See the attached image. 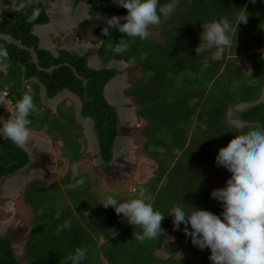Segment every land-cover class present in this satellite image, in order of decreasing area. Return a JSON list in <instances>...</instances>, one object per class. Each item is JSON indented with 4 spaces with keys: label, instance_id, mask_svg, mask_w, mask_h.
Here are the masks:
<instances>
[{
    "label": "trees",
    "instance_id": "obj_1",
    "mask_svg": "<svg viewBox=\"0 0 264 264\" xmlns=\"http://www.w3.org/2000/svg\"><path fill=\"white\" fill-rule=\"evenodd\" d=\"M69 1L73 7L81 2L92 6L90 15L93 19L88 23L103 41L99 58L104 62L124 61L131 71L138 68L146 78L135 80L124 90V95L136 103L137 115L146 122L142 129L146 137L144 152L155 162L156 169L148 181L139 185L144 189L141 200L165 215L161 224L165 234L158 240H135L133 233H142V229L128 223L123 214L118 216L114 207L105 208L97 180L92 181L84 174L76 178L82 177L85 181L77 187L76 202L69 197L63 204L56 203V208L55 200L50 206L49 201L37 203L36 195L40 197L52 191L51 188L65 186L72 178L71 170L61 177L59 185L54 183L47 187L36 178L23 187V202L33 214L23 248L26 263L72 264L68 257L80 248L86 250V259L80 264H213L209 259L210 249L194 246L183 230L184 224L175 230L173 217L169 214L174 206H181L186 213H191L194 207L211 211L223 219L221 202L211 198L216 182L231 177L227 169L216 164L219 149L227 147L235 135L253 130L255 124L264 127V103L237 112V118L248 124L242 129L229 125L225 119L230 108L257 101L264 87V0H178L160 26L161 44L149 38L126 37L117 28H109L111 36L103 35L102 30L107 24L95 17L110 12L126 15L127 9L119 6L118 0ZM171 1L158 0L160 19L163 18L160 9ZM6 4L12 6L11 0ZM12 7L1 14L0 33L9 34L24 46L33 48L41 68H56L51 72L39 71L29 52L0 40V46L9 53V61L0 68V93L6 90V100L13 106L11 112L0 110V120L7 123L16 102L26 93L32 95L38 111L29 116V129L50 140L64 157L69 158L68 166L76 164L82 157L80 138L83 134L75 119L73 103L64 100L56 115L51 116L42 109L39 98L41 85L48 99L68 90L80 99L81 118L93 120L101 159L109 163L118 119L114 107L104 99L103 89L116 71L90 69L84 56L65 50L53 57L41 49L39 37L32 30L49 20L43 0L34 5L42 11L33 23L27 22L31 8L20 13ZM244 16L247 23H239ZM224 18L232 26L229 33L231 47H226L223 52L212 48L197 56L195 49L201 43L202 24ZM170 25L177 26L178 45L167 33L166 28ZM122 38L128 40V50L116 55L112 48ZM215 55L220 59H214ZM238 57L243 63L240 66L234 63ZM205 59L209 67L204 66ZM245 66L252 67L250 74L243 72ZM32 79L38 82L23 87V82ZM68 151H71L70 156ZM28 161L29 156L22 148L0 136V183L2 178L26 167ZM92 186L98 189V195L94 192L95 197H84L83 191L91 190ZM116 200L118 203L131 201L128 198ZM72 201L75 204H71ZM66 220L71 222V228L60 230ZM188 228L191 231L190 225ZM99 241L103 243L99 244ZM164 251L169 254L167 258L156 255ZM0 264H20L9 237H0Z\"/></svg>",
    "mask_w": 264,
    "mask_h": 264
},
{
    "label": "clouds",
    "instance_id": "obj_2",
    "mask_svg": "<svg viewBox=\"0 0 264 264\" xmlns=\"http://www.w3.org/2000/svg\"><path fill=\"white\" fill-rule=\"evenodd\" d=\"M174 1H176V3H174ZM177 2L178 0H173L163 6L160 9L163 18L160 19V16L157 14L158 0H118L116 3L127 9V14L118 16L115 12H110L102 15L103 20H105L107 24V27H104L102 30L103 35L111 36L109 28H117L119 32L124 34L126 37H139L142 40L149 38L156 41L154 37H150L152 33L149 29L152 32L154 29L150 27L159 25V29H161L160 26L170 16ZM11 3L16 12L24 13L26 9H32L31 13L27 15L28 23H33L41 15V8L34 7V5L41 4L42 0H11ZM80 4L86 5L84 2H81ZM61 10L64 14H68L71 11L67 3L62 5ZM84 14V16H86V13ZM241 22L247 23V17H242L239 23ZM45 27L46 25H36L33 27L32 32L35 31L36 28L45 31ZM202 27L204 31L200 38L201 43L195 49L197 56L212 48L217 49L219 52H223L226 47H231L232 41L229 33L232 32V26L227 18H224L222 21L203 23ZM36 34L42 41H44L39 32H36ZM159 43L161 44V42ZM83 44V47L86 49H91L93 46L98 48L100 47L98 44ZM109 47L112 46L109 45ZM128 47V40L122 38L118 44H115L112 51L114 54L120 55L121 53L126 52ZM80 54L82 55L79 56H84L86 58L88 67L87 57L90 59L89 53L82 52ZM92 54L93 60L95 59V55H97V58L101 62H104L99 58V50H96V52L92 51ZM8 61L9 53L7 49L0 46V68L6 65ZM109 62H116V64H113L111 68H109L115 70L116 75L118 69L121 70L124 66L126 68L129 67V65L124 61L113 59ZM121 63H123L124 66H121ZM203 63L205 67L210 66L207 59H205ZM92 65L94 66L97 64L94 61ZM116 75L113 77L114 79L111 78L113 79V82L117 78ZM30 82L33 81H25V83L28 84ZM25 83H23V85ZM2 92L0 93V105L3 107L5 103L9 104V102L6 100V90ZM41 92L43 93V90ZM70 94L73 97H71ZM76 98L78 97L74 93L64 90L48 101L52 103V101L57 100L54 108L55 111L64 100L71 101L75 108V119L80 127V123L83 121H86L87 119L91 120L92 125L90 133L93 131L98 146L97 136L93 127V120L91 118L83 119L81 118V114L79 119L76 118ZM122 98L132 100L125 95ZM78 102L81 104L79 98ZM51 103L49 104L51 105ZM10 107L11 109L9 112L13 109L12 105H10ZM0 110H2L1 106ZM37 111L38 109L33 101L32 95L27 93L24 94L22 99L16 102L15 111L10 115L7 123L1 124L2 127H0V135L12 141V143H14L17 147L24 148L31 141L33 133L35 135L39 134L29 129V125L31 124L29 116ZM47 112L49 113V111ZM56 113L57 111L53 114L51 113V115L54 116ZM136 114L137 111L135 112V116ZM231 126L236 127L235 125ZM118 133L119 132H117L116 136L119 137ZM97 154L98 158L102 161L100 150ZM216 164L217 166L224 167L231 173V177L227 180L226 186L214 189L211 193V198L221 202L222 204L223 212L221 215L223 219H221V216H218L208 210L192 207L193 210L191 213H186L181 206H174L170 210L169 214L173 217L172 223L174 229L179 230L180 225L184 224L185 227L183 230L187 236L191 237V241L194 246H197L201 250L210 249L211 255L209 259L213 262V264H264V127L255 126L253 130L248 131L246 134L235 135V137L228 143L227 147L219 149L218 155L216 156ZM80 176L81 173L79 164H73L72 178L76 182L75 184H69L68 187L74 189L83 185L85 181L82 177L80 179H76ZM5 178L6 177H4V179ZM33 179H36V177ZM2 180L0 186L2 184ZM27 182L23 184V187ZM20 197L22 196L20 195ZM103 206L105 208H108L109 206L114 207L118 216L123 214V218H125L128 223L135 227L139 226L142 229V233H133L134 239L139 242H143L145 239L158 240L165 234L161 227L165 215L158 211H154L151 204L145 203L141 199H132L130 202L118 203L115 198L108 197ZM6 207L8 211H13L11 203L6 205ZM8 223H11V221ZM188 225L191 226V231L189 230ZM70 228L71 222L66 220L60 230ZM60 230H58L57 234H59ZM68 259L72 261V264H80L81 261L86 259V250L77 248L75 255L69 256Z\"/></svg>",
    "mask_w": 264,
    "mask_h": 264
},
{
    "label": "rangeland",
    "instance_id": "obj_3",
    "mask_svg": "<svg viewBox=\"0 0 264 264\" xmlns=\"http://www.w3.org/2000/svg\"><path fill=\"white\" fill-rule=\"evenodd\" d=\"M64 3L65 2L63 0H55L52 3L45 2L46 9L51 17L49 25L56 24L58 27L60 24L64 29L65 27L68 28L66 25L71 19L70 16L76 14L77 17L72 24L85 18L84 13H87V5L79 4L77 8L75 7L71 9L68 14H64L61 10ZM66 3L69 7V3L67 1ZM175 27L177 26L170 25L166 29L173 42L178 45L176 38L179 34H176ZM59 28H61V26ZM150 28H154L153 32L149 29L152 33L150 37H154L156 41L163 43V40L161 41L159 36V31L161 30L159 29V25ZM90 29H92V27L89 26L87 22H80L78 28H74V31L76 30V39H74L72 35L67 36L66 39L68 40V43L75 42V40H79L77 41L79 44L85 43V40L82 39L81 35H86V30L89 32ZM238 34L237 36H239ZM56 43L58 42L55 41L54 44L56 45ZM93 48L95 47L93 46ZM78 51L82 53V51ZM87 51L90 55L92 54V51L96 52V50L91 49ZM213 58L220 59L219 55H215ZM234 63H236L237 66L243 64L240 57L236 58ZM243 72L245 74H250L252 72V67L245 66ZM116 77L117 78L114 80L113 85L117 84L116 87L118 90H114H116L117 97L120 101L118 103V109L122 111V122L120 123L118 133L119 139L117 144V155L116 157L114 156V159H112L109 163H104L98 158V154L92 140L93 134L90 133L91 122L86 120L80 123V128L83 134L80 138L82 157L76 163L79 164L81 174L90 177L92 181L97 180L96 186H98L97 188H99L101 193L104 195L102 196V201L104 203L108 197H111L110 195L112 194L113 198H115V196L117 197L116 199H142L144 189L141 186L152 177L153 171L156 169L155 162H153L144 152L146 137L143 136L142 129L146 126V122L143 119H140L137 114L135 116L138 106L135 105L132 100L122 98L124 96V90L131 87L135 80L146 78L138 68L131 71V67L126 68L125 66L121 70L118 69ZM49 103L51 102L48 100L43 101L41 106L43 109H45L43 105L50 109L49 114L51 115V113L53 114L57 111V109L55 111ZM2 109L4 111H9L11 107L8 103H5ZM237 112L238 110H236V107H232L226 113L225 119L230 125L237 124L240 127L241 124L238 123L239 119L237 118ZM0 123L4 124L5 122L0 120ZM1 124L0 126H2ZM25 148L33 154L31 162L21 172L3 179L0 188V230L4 229L3 232L0 231V233L12 240L13 251L20 264H27L26 258L22 255V248L24 247V243L28 237L30 221L33 217L32 210L29 206L24 204L22 197H20V195L22 196L21 189L23 184L29 181V179L36 177L41 179L40 181L43 182L42 184L47 187H50L54 183L59 185L61 177L66 175L67 172H70L73 165L71 163L72 165L68 166V160L70 159L64 157L60 151L56 149L55 145L41 134L35 135L33 133L31 141L25 146ZM68 154L70 156L71 151H68ZM72 155H74V150H72ZM19 176L25 177L22 182H18L17 185H14L12 181L9 185V181L18 179ZM229 178H223L216 182L214 189L225 187ZM73 182L75 181L71 178L66 181L67 184L65 186L59 185V187L51 188L52 191H47L40 197L35 194L37 203L41 204L43 201H49L48 206H50L52 201L55 200L56 202L54 204V208H56L58 206L56 203L63 204L65 203V200L69 199V197H72L76 202V196L79 191L78 188L76 187L72 189L68 187V185L73 184ZM97 188L94 189L92 186L91 190L85 189L82 195L84 197H95V194L98 195L99 193ZM58 191L63 193L60 194ZM75 202L72 201L71 204H75ZM9 203L13 206V211L11 212L8 211L6 207ZM48 209L49 211L51 210L50 208ZM45 211L46 214H49L47 209H45ZM9 221H11V223H8ZM118 223H120V221H118ZM102 243V241H99V244ZM156 255L167 258L169 254L164 251L157 252Z\"/></svg>",
    "mask_w": 264,
    "mask_h": 264
},
{
    "label": "flooded vegetation",
    "instance_id": "obj_4",
    "mask_svg": "<svg viewBox=\"0 0 264 264\" xmlns=\"http://www.w3.org/2000/svg\"><path fill=\"white\" fill-rule=\"evenodd\" d=\"M44 1V4H45V2H48V3H52L50 0H43ZM67 2L69 3V7H70V9H73V8H75V7H73L72 5H71V2L69 1V0H67ZM86 5H87V7H88V10H87V13H86V16H85V18H83V19H81V20H79L78 22H75L74 24H72L73 23V21L75 20V19H77V17H76V14H74L73 16H70L71 17V19L69 20V22L67 23V25L66 26H68V28H64L63 29V26L62 25H58V27L56 26V24H50L49 25V21H50V19H51V17H50V15H49V12H48V10L46 9V14H47V16H48V22L45 24L46 25V27H45V31H41L40 30V32L42 33V32H45V41H42L41 40V42L40 43H42V46L43 47H41L40 46V43H39V47L41 48V49H44V50H46V51H48V52H50V54L53 56V57H58V55H59V53H60V51L61 50H68L70 53H72V54H75L76 55V53H77V51L76 50H81V49H77L76 48V45L77 44H79V42H77V41H79V40H75V42H72V43H68V40L66 39V37L67 36H70V35H72V37L74 38V39H76V30L74 31V28L76 29V28H78V26H79V23L80 22H87V24L89 25V26H91L92 27V29H90L89 30V32L86 30V35H81V37H82V39L83 40H85L84 42H85V44H87V43H92V44H94V45H100V47L98 48V47H95V48H91L92 50H101V47H102V43H103V41L100 39V37H98V36H96L95 35V33H94V31H93V25L92 24H90V23H88L89 21H91L92 19H93V17L90 15V10H91V5L90 4H87L86 3ZM45 6H46V4H45ZM95 19H99V20H101V21H103V22H105L106 23V21L105 20H103V16L101 15V16H97V17H95ZM78 25V26H77ZM61 26V28H59ZM71 26V27H70ZM55 28V29H54ZM72 28H73V30H72ZM57 29V30H56ZM72 30V31H71ZM47 31V32H46ZM71 32H72V34H71ZM53 34V35H52ZM48 35H50L49 37H48ZM84 37H86V38H84ZM55 41H57L58 43H56V45L54 44V42ZM77 43V44H76ZM80 44H82V43H80ZM47 45V46H46ZM82 45H84V44H82ZM50 47H52V48H50ZM52 50H54V52L52 51ZM87 50H90V49H87ZM55 54H56V56H55ZM117 70V69H116ZM32 81L33 82H38L36 79H32ZM23 83H25V82H23ZM29 84L28 83H25L24 85H23V87H27ZM42 86V85H41ZM43 90V93L41 92ZM39 98H40V103H41V105H42V102L43 101H46V100H49L48 98H46V93H45V88L42 86V87H40V91H39ZM118 102H119V99H118ZM44 107H45V109L47 110V111H49L50 109H48V108H46V106L45 105H43ZM20 182V181H19ZM17 184H18V182H17Z\"/></svg>",
    "mask_w": 264,
    "mask_h": 264
},
{
    "label": "water",
    "instance_id": "obj_5",
    "mask_svg": "<svg viewBox=\"0 0 264 264\" xmlns=\"http://www.w3.org/2000/svg\"><path fill=\"white\" fill-rule=\"evenodd\" d=\"M6 1H7V0H0V19H1V14H2V12H3L5 9H8V8H11V7H12V6L8 5V4H6ZM174 3H176V1H174ZM12 8H13V7H12ZM33 34H35L36 36H38V35L36 34L35 31H33ZM38 37H39V36H38ZM39 39H40V37H39ZM0 40L6 42L7 44H13V45H15L17 48L29 52V53H30V56H31V59H32V62H33L34 65L36 66L37 70H39V71L44 70V71H46V72H51V71H53V69L56 68V67H52V68H50V69H43V68H41V67L39 66V64H38V58H37V55H36V53L34 52L33 48H28V47L24 46V45L21 43V41L14 39V38H13L11 35H9V34H3V33H0ZM40 42H41V39H40ZM40 42H39V43H40ZM40 46L43 47V46H42V43H40ZM52 51L54 52V50H52ZM76 54H78V55H82V54H80V53H76ZM55 56H56V54H55ZM89 60H90V59L87 57L88 67H90V68H92V69H95V70H98V69H109V68H111V66H112L113 64H116V62H112V63H110V62H109V63L101 62V61L97 58V55H95V59H94V61L96 62L97 65H94V66H93L92 64H90ZM120 65H121V66H124L123 63H121ZM73 71L75 72V69H73ZM76 76H77L78 78H81V77L78 76V75H76ZM113 79H114V78H113ZM113 79H111V80L106 84V86H105V88H104V92H103V97H104V99L106 100V102H107L110 106H112V107L115 108V111H116V113H117V115H118V125H117V128H118V132H119L120 123L122 122V119H121V116H120V114H119L118 105L115 104V103H113V102H111V101L107 98L106 93H105L107 87L110 86L111 84H113ZM83 82L86 83L85 80H84ZM262 93H263V91H262ZM262 93H261V95H260V97H259V99H258L257 101L252 102V103H243V104L237 105V106H236V110L242 112V111H244V110H246V109H248V108H250V107H253V106L258 105V104H260V103H264V98H262ZM76 100H77V101H76V118L79 119V117H80V112H81V104L78 102V98H76ZM56 101H57V100H55V101H53V102H56ZM87 120H89V121L91 122L90 119H87ZM239 123H240L241 125H240V127H237L238 129H242L243 127H245L246 125H248V124L243 123V122H241V121H239ZM91 125H92V124H91ZM255 126H259V127H261L259 124H255ZM92 134H93V137H92V138H93V140H94L95 150H96L97 153H98V152H99V149H98L97 141H96V138H95V135H94L93 131H92ZM0 136H2V135H0ZM117 140H118V136H116L115 141H114V144H113V148H112L113 157H112V159H114V156H115V155H114V153H115V149H114V148H115V145H116ZM22 149H24V151H25V152L28 154V156H29V162H28V164H29V163L31 162V159L33 158V154H32L31 151L29 152L25 147L22 148ZM24 168H25V167H24ZM24 168L20 169V171H18V172H21ZM10 176H11V175H10ZM6 178H7V177H6ZM3 179H4V178H3ZM0 188H1V186H0ZM1 236H4V235H1V233H0V237H1ZM15 256H16V255H15Z\"/></svg>",
    "mask_w": 264,
    "mask_h": 264
},
{
    "label": "bare ground",
    "instance_id": "obj_6",
    "mask_svg": "<svg viewBox=\"0 0 264 264\" xmlns=\"http://www.w3.org/2000/svg\"><path fill=\"white\" fill-rule=\"evenodd\" d=\"M65 3H66V1L65 0H63ZM85 15V14H84ZM79 16V15H78ZM55 29V28H54ZM40 30L41 29H39V28H36V32H39L40 34H41V36H42V38H43V40H44V37H43V32L41 33L40 32ZM57 30V29H56ZM46 35V34H45ZM50 35H48V37H49ZM45 41V40H44ZM47 46V45H46ZM50 48H52V47H50ZM76 48L77 49H81L80 51H82V52H84V53H88V51H87V49L86 48H84L83 47V45L82 44H77L76 45ZM86 50V51H85ZM92 50V49H91ZM76 51H78V50H76ZM79 52V51H78ZM81 53V52H80ZM90 55V54H89ZM90 63L91 64H93L94 63V60H93V57H92V54L90 55ZM117 85V84H116ZM116 85H110L107 89H106V96H107V98L111 101V102H113V103H115V104H118L119 102H118V97H117V93H116V90H114V89H117V87H116ZM118 90V89H117ZM70 96L71 97H73L71 94H70ZM262 98H264V89H263V93H262ZM54 103V105H52L51 107L52 108H55V104H56V102H53ZM119 114H120V116L122 117V111L119 109ZM238 123H239V120H238ZM1 124V123H0ZM90 124V123H89ZM236 126H238L237 124H235ZM0 127H2V126H0ZM239 127V126H238ZM118 139H119V137H118ZM92 140H93V138H92ZM94 141V140H93ZM117 144H118V140H117V142H116V145H115V157H116V155H117ZM33 175V174H32ZM8 178V177H7ZM24 178L25 177H20L19 176V178L18 179H14V180H11V181H9V185L11 184L10 182H12L13 181V183H14V185H17V182H19V180H20V182H22L23 180H24ZM32 178V177H31ZM6 179V178H5ZM33 179V178H32ZM29 180H31V179H29ZM19 182V183H20ZM6 186H8V185H6ZM4 230V229H3ZM3 230H0L1 232H3Z\"/></svg>",
    "mask_w": 264,
    "mask_h": 264
},
{
    "label": "crops",
    "instance_id": "obj_7",
    "mask_svg": "<svg viewBox=\"0 0 264 264\" xmlns=\"http://www.w3.org/2000/svg\"><path fill=\"white\" fill-rule=\"evenodd\" d=\"M45 33H43L42 35H43V37H44V39H45V35H44ZM52 105H54V103L52 102L51 103V105L50 106H52ZM56 105V104H55ZM236 126V125H235ZM236 127H238V126H236Z\"/></svg>",
    "mask_w": 264,
    "mask_h": 264
},
{
    "label": "built area",
    "instance_id": "obj_8",
    "mask_svg": "<svg viewBox=\"0 0 264 264\" xmlns=\"http://www.w3.org/2000/svg\"><path fill=\"white\" fill-rule=\"evenodd\" d=\"M3 93V92H2ZM1 106V108H2V105H0Z\"/></svg>",
    "mask_w": 264,
    "mask_h": 264
}]
</instances>
